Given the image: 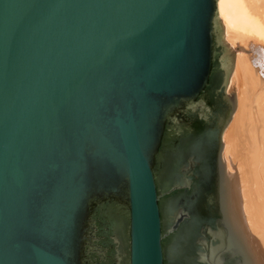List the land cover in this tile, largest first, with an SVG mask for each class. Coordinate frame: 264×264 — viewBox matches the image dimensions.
<instances>
[{"label":"water","instance_id":"95a60500","mask_svg":"<svg viewBox=\"0 0 264 264\" xmlns=\"http://www.w3.org/2000/svg\"><path fill=\"white\" fill-rule=\"evenodd\" d=\"M219 86L191 189L185 138ZM191 256L264 264V46L224 35L217 0H0V264Z\"/></svg>","mask_w":264,"mask_h":264},{"label":"flooded vegetation","instance_id":"af4514ba","mask_svg":"<svg viewBox=\"0 0 264 264\" xmlns=\"http://www.w3.org/2000/svg\"><path fill=\"white\" fill-rule=\"evenodd\" d=\"M222 93L223 89L219 86L206 104L196 106L189 136L185 138V142L189 143V163L185 167H191L190 172L193 175L190 177L191 189L200 188L203 184L208 185L207 181H210L213 175L217 156L218 121L225 107ZM185 142H182V145L186 144ZM213 223V218L207 220L203 217V220L198 222L192 221V227L201 230L212 227ZM191 257L192 264H199L195 261V256Z\"/></svg>","mask_w":264,"mask_h":264},{"label":"bare ground","instance_id":"6f19581e","mask_svg":"<svg viewBox=\"0 0 264 264\" xmlns=\"http://www.w3.org/2000/svg\"><path fill=\"white\" fill-rule=\"evenodd\" d=\"M225 35L249 37L264 46V0H217Z\"/></svg>","mask_w":264,"mask_h":264},{"label":"rangeland","instance_id":"374dc122","mask_svg":"<svg viewBox=\"0 0 264 264\" xmlns=\"http://www.w3.org/2000/svg\"><path fill=\"white\" fill-rule=\"evenodd\" d=\"M225 30V29H224ZM224 35H225V31H224Z\"/></svg>","mask_w":264,"mask_h":264}]
</instances>
